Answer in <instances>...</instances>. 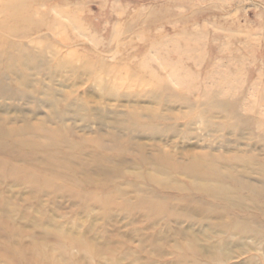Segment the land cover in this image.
<instances>
[{
	"label": "rangeland",
	"instance_id": "rangeland-1",
	"mask_svg": "<svg viewBox=\"0 0 264 264\" xmlns=\"http://www.w3.org/2000/svg\"><path fill=\"white\" fill-rule=\"evenodd\" d=\"M0 10V264H264V0Z\"/></svg>",
	"mask_w": 264,
	"mask_h": 264
},
{
	"label": "bare ground",
	"instance_id": "bare-ground-1",
	"mask_svg": "<svg viewBox=\"0 0 264 264\" xmlns=\"http://www.w3.org/2000/svg\"><path fill=\"white\" fill-rule=\"evenodd\" d=\"M14 7V6H13ZM12 7V8H13ZM21 8V7H20ZM19 8V9H20ZM17 10H12V13H9V11H8V13L7 14H9L10 16H12V22H16L17 21V17H18V15L17 14H15V13H17L16 12ZM0 12H2V10H0ZM0 27H4V25L2 26V25H0ZM8 30H10L9 31V34L11 35V36H18L17 34L20 32L19 30H17L14 26H11ZM21 33V32H20ZM11 41H8V42H0V51H3V50H7L8 51V53H11V54H15L14 53V50H16L18 47H21V44H20V42H13L12 44L10 43ZM20 44V46H18ZM9 45V46H8ZM41 49L40 48H38L37 49V53L38 52H42V51H40ZM22 51V52H21ZM18 52H20V53H22L23 54V56H25V57H29V54H31V52L33 53V52H35L32 48H26L24 45H23V47H21V49L20 50H17V53ZM28 52V53H27ZM218 103H219V105L221 106L222 104L218 101ZM215 104V103H214ZM243 124H244V121H248L247 119H245V118H243ZM194 170V169H193Z\"/></svg>",
	"mask_w": 264,
	"mask_h": 264
}]
</instances>
